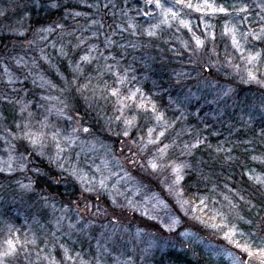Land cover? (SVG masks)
<instances>
[{
  "label": "clouds",
  "instance_id": "obj_1",
  "mask_svg": "<svg viewBox=\"0 0 264 264\" xmlns=\"http://www.w3.org/2000/svg\"><path fill=\"white\" fill-rule=\"evenodd\" d=\"M0 264H264V0H0Z\"/></svg>",
  "mask_w": 264,
  "mask_h": 264
}]
</instances>
